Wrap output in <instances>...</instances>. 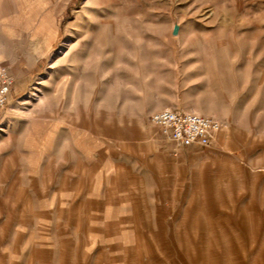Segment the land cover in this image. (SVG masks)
I'll list each match as a JSON object with an SVG mask.
<instances>
[{
  "label": "rangeland",
  "instance_id": "obj_1",
  "mask_svg": "<svg viewBox=\"0 0 264 264\" xmlns=\"http://www.w3.org/2000/svg\"><path fill=\"white\" fill-rule=\"evenodd\" d=\"M0 64V264H264V0H0Z\"/></svg>",
  "mask_w": 264,
  "mask_h": 264
},
{
  "label": "built area",
  "instance_id": "obj_2",
  "mask_svg": "<svg viewBox=\"0 0 264 264\" xmlns=\"http://www.w3.org/2000/svg\"><path fill=\"white\" fill-rule=\"evenodd\" d=\"M12 88L7 67L0 64V115L5 108ZM150 122L172 143L191 148L207 146L221 129V122L208 115L177 109H162L151 114Z\"/></svg>",
  "mask_w": 264,
  "mask_h": 264
}]
</instances>
